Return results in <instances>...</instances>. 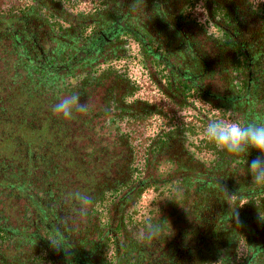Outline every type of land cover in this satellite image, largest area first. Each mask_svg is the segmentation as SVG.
Instances as JSON below:
<instances>
[{
	"label": "flooded vegetation",
	"instance_id": "obj_1",
	"mask_svg": "<svg viewBox=\"0 0 264 264\" xmlns=\"http://www.w3.org/2000/svg\"><path fill=\"white\" fill-rule=\"evenodd\" d=\"M5 1L6 11L19 4ZM54 1L52 13L42 9L0 25V93L6 99L18 86L10 85L11 77L50 71L60 89L55 102L72 94L88 102V113L72 121L75 128L89 125V139L74 143L88 148L102 139L118 155L132 151L131 186L152 188L142 207L169 174L200 176L235 192L247 181L260 188L247 167L260 153L229 154L209 142L204 129L221 117L264 123V0ZM16 64L26 71L16 72ZM100 237L83 233L62 244L39 232L45 250L35 264H109L114 248L100 254L105 248L98 243L106 239Z\"/></svg>",
	"mask_w": 264,
	"mask_h": 264
},
{
	"label": "trees",
	"instance_id": "obj_2",
	"mask_svg": "<svg viewBox=\"0 0 264 264\" xmlns=\"http://www.w3.org/2000/svg\"><path fill=\"white\" fill-rule=\"evenodd\" d=\"M18 1L6 11L2 5L8 2L0 0V25L42 9L52 13L56 3ZM18 67L26 71L13 65ZM10 85H18L17 92L7 99L0 93V264H35L45 250L39 232L58 236L62 244L78 234H100L106 237L98 243L105 248L100 254L114 248L109 264H264V187L254 189L247 181L235 192L200 176L168 173L169 182L156 186L154 198L142 207L152 188L131 186L132 151L118 155L102 139L88 148L74 143L86 142L84 132L91 129L53 115L60 89L50 71L24 80L11 77ZM77 193L92 198L84 211ZM150 225L155 235L148 239Z\"/></svg>",
	"mask_w": 264,
	"mask_h": 264
},
{
	"label": "clouds",
	"instance_id": "obj_3",
	"mask_svg": "<svg viewBox=\"0 0 264 264\" xmlns=\"http://www.w3.org/2000/svg\"><path fill=\"white\" fill-rule=\"evenodd\" d=\"M88 110V102L81 103L80 96L76 94L65 96L51 106L53 115L65 121H71L77 113L87 114ZM204 135L220 150L237 157L246 156L253 149L259 152L260 156L247 163V167L252 183L264 187V123L214 118L207 123ZM76 196L82 211L91 206L90 196L80 193ZM154 235L155 230L150 225L146 238L151 239ZM52 243L55 248H60L55 241Z\"/></svg>",
	"mask_w": 264,
	"mask_h": 264
}]
</instances>
